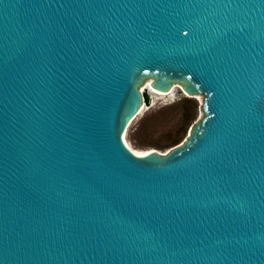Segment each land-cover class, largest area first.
Listing matches in <instances>:
<instances>
[{"label":"water","instance_id":"water-1","mask_svg":"<svg viewBox=\"0 0 264 264\" xmlns=\"http://www.w3.org/2000/svg\"><path fill=\"white\" fill-rule=\"evenodd\" d=\"M148 80L204 101L140 156ZM0 264H264V0H0Z\"/></svg>","mask_w":264,"mask_h":264},{"label":"rangeland","instance_id":"rangeland-1","mask_svg":"<svg viewBox=\"0 0 264 264\" xmlns=\"http://www.w3.org/2000/svg\"><path fill=\"white\" fill-rule=\"evenodd\" d=\"M151 82L148 80L140 87L143 96L148 93L150 100L143 101L140 113L125 133V142L139 153L153 150L167 153L185 141L189 130L202 116L204 96L189 97L180 84H176L169 93H161L148 87ZM192 100L199 107L195 119L187 121V116L193 111Z\"/></svg>","mask_w":264,"mask_h":264},{"label":"trees","instance_id":"trees-1","mask_svg":"<svg viewBox=\"0 0 264 264\" xmlns=\"http://www.w3.org/2000/svg\"><path fill=\"white\" fill-rule=\"evenodd\" d=\"M186 100H190V99H186ZM191 101V100H190ZM193 102V106L191 107V110H193L189 116H187L186 120L187 121H192L195 119V116L197 115V110H198V103L195 100H192Z\"/></svg>","mask_w":264,"mask_h":264},{"label":"bare ground","instance_id":"bare-ground-1","mask_svg":"<svg viewBox=\"0 0 264 264\" xmlns=\"http://www.w3.org/2000/svg\"><path fill=\"white\" fill-rule=\"evenodd\" d=\"M148 87L152 88V87H151V83L149 84ZM133 151H134V150H133ZM134 153L137 154V155H140V156L145 154V153H139V152H136V151H134Z\"/></svg>","mask_w":264,"mask_h":264}]
</instances>
